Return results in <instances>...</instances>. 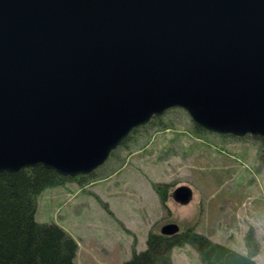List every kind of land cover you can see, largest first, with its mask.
Instances as JSON below:
<instances>
[{"label": "water", "instance_id": "95a60500", "mask_svg": "<svg viewBox=\"0 0 264 264\" xmlns=\"http://www.w3.org/2000/svg\"><path fill=\"white\" fill-rule=\"evenodd\" d=\"M172 109L264 139V0H0V172L89 174Z\"/></svg>", "mask_w": 264, "mask_h": 264}, {"label": "rangeland", "instance_id": "374dc122", "mask_svg": "<svg viewBox=\"0 0 264 264\" xmlns=\"http://www.w3.org/2000/svg\"><path fill=\"white\" fill-rule=\"evenodd\" d=\"M188 118L181 109L166 111L161 122L169 128H140L86 184L68 181L37 196L35 221L76 241L75 264H123L145 249L151 225L158 231L174 223L181 230L194 222L195 232L241 253L251 229L259 246L254 259L264 264V162L256 140L197 135ZM154 183L169 184L168 209ZM181 186L191 192L184 204L172 196ZM171 260L200 264L191 244L173 248Z\"/></svg>", "mask_w": 264, "mask_h": 264}, {"label": "trees", "instance_id": "16d2710c", "mask_svg": "<svg viewBox=\"0 0 264 264\" xmlns=\"http://www.w3.org/2000/svg\"><path fill=\"white\" fill-rule=\"evenodd\" d=\"M162 119L163 114L154 117L148 124L169 128V124H162ZM188 120L193 128L192 133L214 134L197 126L189 118ZM144 126L133 129L117 148L124 146ZM215 135L233 139L250 136ZM250 137L256 140L258 156L264 162V139ZM115 150L106 161L116 158ZM94 171L73 178L63 177L39 165L19 172H0V264H75L74 258L78 248L76 241L56 225L39 224L35 221L36 198L44 189L62 186L68 181L84 185L87 182L84 178ZM152 187L166 208L169 184L154 183ZM196 225L197 222H194L171 236L156 231V224L151 225L147 232L145 249L133 252L131 258L123 264H172L171 251L185 244H191L195 248L200 264H259L254 259L259 246L252 236L251 229H248L245 235L247 252L241 253L195 232Z\"/></svg>", "mask_w": 264, "mask_h": 264}]
</instances>
